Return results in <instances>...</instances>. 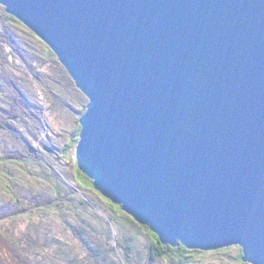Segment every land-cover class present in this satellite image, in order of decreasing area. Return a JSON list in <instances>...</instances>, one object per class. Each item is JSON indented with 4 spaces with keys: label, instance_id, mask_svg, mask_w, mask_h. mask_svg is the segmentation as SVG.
<instances>
[{
    "label": "water",
    "instance_id": "obj_1",
    "mask_svg": "<svg viewBox=\"0 0 264 264\" xmlns=\"http://www.w3.org/2000/svg\"><path fill=\"white\" fill-rule=\"evenodd\" d=\"M87 97L94 188L164 246L264 264V0H0Z\"/></svg>",
    "mask_w": 264,
    "mask_h": 264
},
{
    "label": "rangeland",
    "instance_id": "obj_2",
    "mask_svg": "<svg viewBox=\"0 0 264 264\" xmlns=\"http://www.w3.org/2000/svg\"><path fill=\"white\" fill-rule=\"evenodd\" d=\"M5 14L0 5V264H147L153 232L78 175L89 100L53 51ZM241 255L234 246L187 264H248Z\"/></svg>",
    "mask_w": 264,
    "mask_h": 264
},
{
    "label": "trees",
    "instance_id": "obj_3",
    "mask_svg": "<svg viewBox=\"0 0 264 264\" xmlns=\"http://www.w3.org/2000/svg\"><path fill=\"white\" fill-rule=\"evenodd\" d=\"M4 16L5 18L11 19L13 21L17 20V19L15 20L14 17L12 16L10 17L6 14ZM2 41L9 44L14 49V46L7 37L2 38ZM78 175H80L84 180L88 181L91 185L93 184V182L90 179H88L84 174H82L80 171H78ZM115 208L117 212L121 211L120 207L116 206ZM129 222L135 224V222L132 219H129ZM146 230L149 231L148 227L146 228ZM151 235H152V244L150 245L147 253V264H156L160 260H169L171 261V264H187L191 255L203 254L202 251H191V250H187L182 246L177 248L164 246L156 234L151 233ZM125 244H126L125 242L121 243V246L124 250L127 249V246ZM241 256L243 257V254Z\"/></svg>",
    "mask_w": 264,
    "mask_h": 264
},
{
    "label": "bare ground",
    "instance_id": "obj_4",
    "mask_svg": "<svg viewBox=\"0 0 264 264\" xmlns=\"http://www.w3.org/2000/svg\"><path fill=\"white\" fill-rule=\"evenodd\" d=\"M136 222V221H135ZM138 224V223H137Z\"/></svg>",
    "mask_w": 264,
    "mask_h": 264
}]
</instances>
